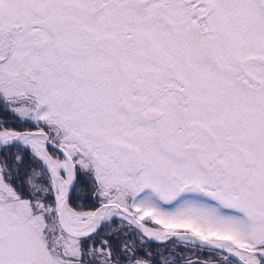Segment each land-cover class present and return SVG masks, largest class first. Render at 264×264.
Returning <instances> with one entry per match:
<instances>
[{
  "label": "snow or ice",
  "instance_id": "obj_1",
  "mask_svg": "<svg viewBox=\"0 0 264 264\" xmlns=\"http://www.w3.org/2000/svg\"><path fill=\"white\" fill-rule=\"evenodd\" d=\"M0 264H264V0H0Z\"/></svg>",
  "mask_w": 264,
  "mask_h": 264
}]
</instances>
